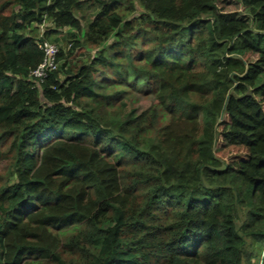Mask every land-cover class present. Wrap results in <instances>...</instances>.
I'll list each match as a JSON object with an SVG mask.
<instances>
[{
    "label": "trees",
    "instance_id": "obj_1",
    "mask_svg": "<svg viewBox=\"0 0 264 264\" xmlns=\"http://www.w3.org/2000/svg\"><path fill=\"white\" fill-rule=\"evenodd\" d=\"M136 1L0 13V264H264V0ZM62 28L99 54L35 76Z\"/></svg>",
    "mask_w": 264,
    "mask_h": 264
},
{
    "label": "rangeland",
    "instance_id": "obj_2",
    "mask_svg": "<svg viewBox=\"0 0 264 264\" xmlns=\"http://www.w3.org/2000/svg\"><path fill=\"white\" fill-rule=\"evenodd\" d=\"M14 1L15 0H0V13L3 14H9L11 11H14L15 9H17L16 7H14ZM133 4L135 5V9H134V5H133V10L127 11L126 15L124 16L125 18H133V16L137 15L138 12L141 11V8L139 7L138 3L136 0H132ZM237 5L233 4L231 1L229 2V4L224 5L223 8L229 11H235V9ZM96 13V7H93L91 4L84 3L81 4L78 7V10L76 11V15L80 18L82 26L85 28L87 26V22L92 18L93 14ZM133 26H137L138 24V19L133 18ZM41 29V28H40ZM44 27L39 30V31H35V32H30V34L32 36L37 37V35L40 33H42ZM67 30H69L68 28H62L59 31H56L55 33L52 34V40H54L57 44V46L60 47V49L63 51V53L67 56L69 53V50L71 48V44L69 41V36L67 35ZM134 31L131 32V34H127V35H132ZM71 33H75L77 34L78 31L76 30H71ZM68 33V34H71ZM74 34V35H75ZM78 38V39H77ZM74 40V45L78 42V45H76V48H74V50L72 51L71 55L69 56V60L72 63H76L79 64L81 61L92 58L93 56H95L96 54H99V47L95 46V45H90V44H86V42L83 40L82 34H80L78 37H76V39ZM108 43H111V41L109 40ZM140 44V42H139ZM140 47H142V44H140L137 49H139ZM136 52V51H135ZM104 54H106V56H109L110 53L109 51H107V49L104 51ZM73 69H75V67H73ZM106 73H110L108 70L106 71ZM105 72H103L102 74H106ZM115 75L114 73H110L109 78H114ZM96 78L98 80L101 79L100 74L96 76ZM142 83V84H141ZM140 84H138V88H136L135 90H130L129 92V96L131 97V99H122L123 102L126 103V106L124 108V111H128L132 108H139V109H145L147 108L149 105H151L154 102V96L152 94H150L151 92H146V89H151L153 87V83H149V84H145L144 82H141ZM145 85H144V84ZM145 91V92H143ZM119 108L117 107L114 109V111L116 112L115 116L119 117ZM139 109H137V111H139ZM109 112H111V109H109ZM9 172V165H8V161L7 159H3L0 160V185L5 183V181L7 180V175ZM262 253V252H261ZM261 257V254H260ZM260 261H258L259 264Z\"/></svg>",
    "mask_w": 264,
    "mask_h": 264
},
{
    "label": "built area",
    "instance_id": "obj_3",
    "mask_svg": "<svg viewBox=\"0 0 264 264\" xmlns=\"http://www.w3.org/2000/svg\"><path fill=\"white\" fill-rule=\"evenodd\" d=\"M45 54V57L41 64L37 67L36 70L33 71V74L38 77H43L45 75L46 70L54 69L57 65V53L58 48L57 44L43 41L40 42L38 46Z\"/></svg>",
    "mask_w": 264,
    "mask_h": 264
}]
</instances>
